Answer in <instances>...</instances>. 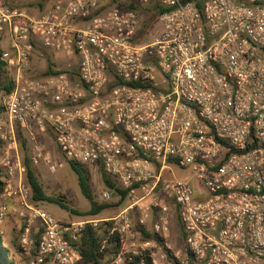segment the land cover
Returning a JSON list of instances; mask_svg holds the SVG:
<instances>
[{
    "label": "built area",
    "instance_id": "2783aa9c",
    "mask_svg": "<svg viewBox=\"0 0 264 264\" xmlns=\"http://www.w3.org/2000/svg\"><path fill=\"white\" fill-rule=\"evenodd\" d=\"M11 1L0 0V35L10 42L0 58L13 81L1 97L0 228L14 216V264H79L84 226L108 221L101 248L118 239L109 264L133 255L264 264V0H158L169 9L155 34L117 4L53 0L29 17ZM36 41L74 55L77 78L28 75ZM16 124L34 141L32 163L61 166L35 142L33 129H50L65 157L101 166L125 192L118 213L64 222L33 202ZM172 210L183 248L168 241ZM147 226L153 236L143 239Z\"/></svg>",
    "mask_w": 264,
    "mask_h": 264
},
{
    "label": "trees",
    "instance_id": "16d2710c",
    "mask_svg": "<svg viewBox=\"0 0 264 264\" xmlns=\"http://www.w3.org/2000/svg\"><path fill=\"white\" fill-rule=\"evenodd\" d=\"M117 4L122 8H128L136 11L138 14L140 11L146 13V20L143 21L141 33L145 32L148 28V19L157 17L161 12L168 10L169 7L161 5L158 0H151L148 3H139L135 0H109L107 5ZM2 49L0 47V57L2 54ZM67 73L73 79L77 78L78 71L77 65L74 64L70 67L64 68H54L53 63L50 60H47V66L44 72L41 75H52V74H61ZM135 84V83H134ZM13 88V81L11 75L9 74L8 67L5 62L0 58V119L3 117L4 107L1 103V96L11 91ZM2 140L0 139V145ZM21 148L23 150V165L25 167V182L30 187L32 192V201L41 206V202L44 200L56 202L60 207L67 209L77 215H89L97 216L103 210L111 206H119L120 202L124 198V190L120 189L116 181L108 175L101 166H99L101 172V180L104 187L110 191L114 192L117 200L114 203H109L106 201H97L94 198V194L91 188V173L89 166L81 164L67 157L66 160L74 170L77 176V182L80 188L81 193L89 200V208L86 211H79L75 208L67 205L59 196H49L46 194L43 183L39 179L38 174L36 173L33 164L31 162L30 156L27 151L26 140L23 137L20 141ZM6 181L4 179V173L0 169V193L4 189ZM111 222L100 224L97 227H92L90 225H85L81 238H80V251H81V260L79 264H109L112 260V254L116 252L118 248V239L117 235L113 234L109 237L107 243L103 249L101 245L105 234L107 233ZM181 228V227H180ZM182 238H184V231L181 228ZM153 233L149 227H144L143 229V239L152 237ZM38 238V237H37ZM141 259L143 264H151L150 260L146 256L142 255H133L132 259L127 264H138ZM0 264H14V260L10 254L9 247L5 244L2 234L0 233Z\"/></svg>",
    "mask_w": 264,
    "mask_h": 264
},
{
    "label": "rangeland",
    "instance_id": "374dc122",
    "mask_svg": "<svg viewBox=\"0 0 264 264\" xmlns=\"http://www.w3.org/2000/svg\"><path fill=\"white\" fill-rule=\"evenodd\" d=\"M100 4H102L105 7L111 6L107 5V2L109 0H98ZM123 1V0H120ZM114 5V4H112ZM139 15L143 21L146 20V13L144 11H140ZM148 34H155L159 30L157 17H153L148 19ZM16 129V140L18 143V153L23 159V150L21 148L20 141L24 137L27 144V151L30 156L31 153V147L33 144V140H31L26 133L19 125H15ZM33 133L35 135V142H37L39 145L43 147L45 151H48L52 157V161L56 163H61V166H58L57 169L53 172L49 171L47 165L41 161L37 163H32L33 167L38 174L39 179L43 183L44 190L47 195L49 196H59L62 201H64L67 205H69L72 208H75L79 211H86L89 208V200L81 193L78 182H77V176L74 170L71 168L69 163L67 162L63 152L61 151L60 147L58 146L56 140H55V134L52 130L47 129L44 132L39 131L36 129H33ZM2 145V144H1ZM0 145V148H1ZM90 173H91V188L94 194V198L97 201H106L109 203H114L117 200V197L114 192H110V198L107 200L102 199L101 193L103 190H107L101 180V172L99 167H89ZM177 174H185L186 171H181L180 169H176ZM172 206V205H171ZM41 207H43L49 214H51L53 217L60 221H72V220H80V219H87V218H103V217H111L118 213L120 210V207L118 206H111L103 210L99 215L97 216H89V215H77L67 209H64L60 207V205L56 202L47 201L44 200L41 202ZM12 220V221H11ZM14 216L13 215H7L1 228L0 233L2 234V238L5 242V231L3 229V226L5 225H12L13 229L11 232V242L7 245L14 246L15 242V229L16 225L14 222ZM150 220L148 222L150 226ZM147 226V227H149ZM150 228V227H149ZM17 232V230H16ZM169 243L174 248H183L184 247V241L181 234V228L179 226V222L176 217V213L174 210L171 211L170 214V229L169 233L167 235ZM15 252L18 250L15 246V249H13ZM10 254L14 260V263L17 261H20L22 259L19 258L20 254L15 257L14 252ZM19 258V259H18Z\"/></svg>",
    "mask_w": 264,
    "mask_h": 264
},
{
    "label": "crops",
    "instance_id": "0c3cea01",
    "mask_svg": "<svg viewBox=\"0 0 264 264\" xmlns=\"http://www.w3.org/2000/svg\"><path fill=\"white\" fill-rule=\"evenodd\" d=\"M52 1L53 0H18L16 5L20 9H22L25 12V14L28 15L29 17H36L43 11L44 8L50 5ZM5 2L9 5H13V2L11 0H5ZM0 47L2 50L10 49L9 37L5 32L0 35ZM47 60H50L51 63H53L54 68H64L67 66L70 67L77 63V58L74 55L67 56L63 53L55 52L53 50L43 47L40 44V42L36 41L34 43L33 53L30 57V68L28 69L27 74L30 76L41 75L46 69ZM8 71L9 74L11 75L12 70L8 69ZM3 229L5 231V236H6L4 237L5 244L7 245V243L9 244L12 239L11 232L13 226L6 225L5 223ZM14 230L16 237L15 242H13L14 246L12 245H7V246L9 247L11 253L14 252V256L17 257L19 255V252L18 250L15 252L13 249H15V246L17 248L18 233L16 232L17 229H15V227Z\"/></svg>",
    "mask_w": 264,
    "mask_h": 264
}]
</instances>
